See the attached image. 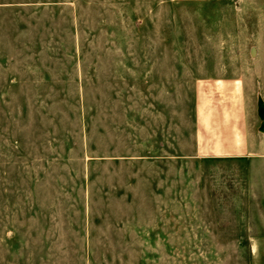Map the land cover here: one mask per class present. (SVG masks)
I'll use <instances>...</instances> for the list:
<instances>
[{
	"label": "rangeland",
	"instance_id": "1",
	"mask_svg": "<svg viewBox=\"0 0 264 264\" xmlns=\"http://www.w3.org/2000/svg\"><path fill=\"white\" fill-rule=\"evenodd\" d=\"M230 95L261 133L264 0H0V264H264V150L199 152Z\"/></svg>",
	"mask_w": 264,
	"mask_h": 264
},
{
	"label": "crops",
	"instance_id": "2",
	"mask_svg": "<svg viewBox=\"0 0 264 264\" xmlns=\"http://www.w3.org/2000/svg\"><path fill=\"white\" fill-rule=\"evenodd\" d=\"M230 97V106L209 108L206 104L199 107L203 131L200 138L199 152L212 157H249L257 150H264L258 143L264 132L257 133L245 123L244 106ZM233 99V100H232ZM201 108V109H200ZM210 115V116H209ZM209 116V117H208ZM211 117V122L208 118Z\"/></svg>",
	"mask_w": 264,
	"mask_h": 264
},
{
	"label": "water",
	"instance_id": "3",
	"mask_svg": "<svg viewBox=\"0 0 264 264\" xmlns=\"http://www.w3.org/2000/svg\"><path fill=\"white\" fill-rule=\"evenodd\" d=\"M259 114L261 118L263 119L261 130L264 132V102L261 97H259Z\"/></svg>",
	"mask_w": 264,
	"mask_h": 264
}]
</instances>
